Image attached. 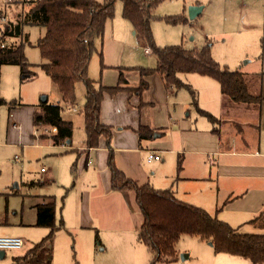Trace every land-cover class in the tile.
Returning a JSON list of instances; mask_svg holds the SVG:
<instances>
[{
	"label": "crops",
	"instance_id": "0c3cea01",
	"mask_svg": "<svg viewBox=\"0 0 264 264\" xmlns=\"http://www.w3.org/2000/svg\"><path fill=\"white\" fill-rule=\"evenodd\" d=\"M188 2L202 5L199 0ZM202 9L203 5L193 19L200 15ZM193 19H189V24ZM244 24L247 29L255 26L254 23ZM125 25L129 27L126 21ZM116 31L118 29L106 22L102 42H97L104 64L99 77L103 86H114L118 80L119 68L128 66L124 65L128 64L124 61V43L120 33L118 32V36ZM229 33L236 35L240 32L238 29L233 32L222 31L221 35L228 37ZM207 34L211 35L208 32ZM207 34L203 33L201 41H198L199 45L207 39ZM193 39L194 37L190 38ZM214 44L212 42V57L219 64L242 72L248 91L264 96V19L259 48L253 52L233 53L232 65L229 60L223 59L224 52L219 55L220 51L215 50ZM142 45L145 54H152L147 46L143 43ZM156 64L157 60L155 66ZM195 74L198 76L193 78V84L185 79L187 76H183L184 73H180L179 77L192 86L197 107L211 113L215 118L214 122L199 113L192 103L190 92L189 98L183 101L184 94L179 92L182 88L167 86L157 71L145 77L148 82L146 88L134 89L138 86L141 76L137 70H130L125 73V78L131 88L113 94L106 93L101 102L100 120L111 127L109 145L104 138H100L97 147L85 150V136L74 145L72 130L71 138L67 141L71 144L70 151L75 154L69 160L74 157L73 162L76 163L71 187H75L76 181L81 179L78 185L80 196L77 202L72 196L69 201L62 203L59 206L60 213L55 200V220L62 218L64 225L57 229L52 237L51 264L55 263L54 239L61 231L70 235L76 229H84L87 231V241H92L94 236L102 250L105 249L102 240L107 238L117 242L116 240L122 239L117 228L123 230L121 234L126 238V251H118V259H128L132 264H145L146 261L149 264L151 254L137 239L142 215L135 201V193L130 190L111 189L109 153L112 154L115 166L127 177L139 184L149 182L155 188L171 187L177 198L203 208L237 230L243 225H259V221L264 223V99L260 103L235 102L223 95L216 79ZM26 105L28 104L23 103L10 112L11 124H15V128L21 125L19 110ZM189 105L193 109L189 108ZM140 125L152 129V136L139 138L137 129ZM21 128L24 129L23 126ZM38 131L39 126L33 129L32 136L38 134L39 137H46ZM149 151H155L160 159L147 161ZM178 157L181 168L177 171ZM42 196L47 195H39V200L32 205L34 212L31 221L25 222L22 219L18 222H8L4 215L8 208L0 211V237H21L24 240L19 249H0V258H4L8 251L22 249L27 240L22 252L12 254L10 260L0 261V264H16L15 260L20 255L49 232L47 226L36 224V204L42 201ZM121 210H125L130 217L133 215L132 226H128L129 220L125 226H116V214ZM69 216H72L73 225H67ZM103 225L107 228L105 239ZM90 230H94V233L90 234ZM178 251L181 252L179 249ZM226 254L229 256H219L218 260L229 262L230 257L236 256ZM189 255L190 253H187L184 259Z\"/></svg>",
	"mask_w": 264,
	"mask_h": 264
},
{
	"label": "trees",
	"instance_id": "16d2710c",
	"mask_svg": "<svg viewBox=\"0 0 264 264\" xmlns=\"http://www.w3.org/2000/svg\"><path fill=\"white\" fill-rule=\"evenodd\" d=\"M1 1V0H0ZM157 0H123L122 15L128 19L141 42L156 56L155 67H120L118 80L114 86H103L94 82L87 75L88 65L93 53L100 57V69L104 67L100 46L105 23L113 16L114 0H22L19 4L17 21L8 17L7 8L0 3V14L8 18L5 25V36L18 42H9L6 48H0V68L3 64H15L21 76L32 78L35 72L32 64L24 55V44L28 35L23 31L26 25H37L44 28V33L37 39L43 62L41 70L50 77L57 86L63 105L72 104L76 100V85L82 81L85 87L81 112L85 130V150L99 145L100 138L109 145L111 127L100 120V107L104 95L113 94L122 89H130L125 73L137 70L141 76L138 86L141 90L147 87L145 77L154 71L161 74L164 82L175 89L184 88L191 93L192 103L199 113L214 122V116L197 107L195 90L181 80L180 73H198L216 79L223 95L235 102L260 103L264 96L254 95L248 91L242 72L221 65L211 55L212 41L206 39L202 45L189 47L180 44L157 46L152 39L149 28L148 12ZM170 23H185L183 15L166 18ZM99 47V49H98ZM7 104L0 97V105ZM9 110L21 106L20 101L9 102ZM32 114L34 126L55 127L56 131L49 137L54 145L67 142L72 135V122L61 116L63 106L60 103H49L47 99L36 105ZM139 138H148L153 130L140 125L137 129ZM76 163H72V173ZM108 168L110 185L113 190H130L135 193V201L142 215L137 230V239L150 252L149 264L175 261L179 257L177 243L182 235H194L207 242L215 253L223 252L247 257L251 264H264V233L239 231L203 208L192 205L176 197L172 188H155L149 182L139 184L119 170L109 153ZM177 171L181 168L177 159ZM38 217L36 224L47 226L49 232L30 249L15 260L16 264H51V240L64 225L63 219L55 220V199L42 196L36 204Z\"/></svg>",
	"mask_w": 264,
	"mask_h": 264
},
{
	"label": "rangeland",
	"instance_id": "374dc122",
	"mask_svg": "<svg viewBox=\"0 0 264 264\" xmlns=\"http://www.w3.org/2000/svg\"><path fill=\"white\" fill-rule=\"evenodd\" d=\"M97 1L103 2L104 0ZM188 1L157 0L150 7L148 12L149 28L153 42L157 46L180 43L187 47L192 44L199 45L200 42L198 41H201L203 33L206 32L207 34L208 32L211 35L207 34V38L215 43V50L220 51L219 55L224 52L225 58L223 59L229 60L231 65L233 53L253 52L259 48L264 19V0H199L203 9L190 24L191 20L187 17V8L191 3ZM12 6L7 8L8 17L17 21L20 17V5L13 4ZM122 11L123 0H114L113 16L106 22L109 26L118 29L116 31L118 36V32L120 33L125 48L124 61L128 63L124 65L149 68L155 66L154 54H145L144 46L132 23L123 17ZM177 15L185 16L187 21L185 23L166 21L167 17ZM125 21L129 27L125 25ZM244 23H254L255 26L252 25L250 29H247ZM202 26L203 29H201ZM235 29H238L240 33L236 35L229 33L230 36L228 37L221 35L222 31L233 32ZM23 31L28 35V41L24 44L23 52L27 61L32 64L31 69L35 75L32 78H27L25 75L21 76L20 69L15 64H3L0 68V97L4 98L7 103L0 105V211L8 208L4 214L8 222H18L22 219L25 222L33 220L32 205L39 200V195L55 197L59 213V206L62 203L69 201L72 196L77 202L80 196L78 185L81 179L76 181L75 187H71L74 157L71 160L69 158L75 156L74 152L69 149L71 144L65 142L54 145L49 135L55 131H52L50 126H39L40 131L38 132L46 137H39L38 134L35 137L32 136L36 126L32 124L31 113L36 109V105L42 101V98L46 97L49 103L62 104L61 116L72 122L74 132L72 142L74 145L79 142L81 137L85 136L81 112L85 95L84 84L82 81L77 82L75 102L63 105L57 86L39 66L43 62V58L36 46V41L44 33V28L37 25H26ZM191 37L194 39L190 40ZM12 41L18 42V39ZM87 75L94 82H100V57L97 52L91 56ZM183 76H187L185 79L193 84V78L198 75L184 73ZM179 92L184 94L183 101L189 98L187 89L182 88ZM12 100L28 104L19 110L18 116L21 124L19 128H15L11 124L10 112L12 109L9 110L8 104ZM191 105L189 108L193 106ZM68 211L67 209L66 212ZM131 217L125 210H121L116 214V226H125L128 220L130 221L128 226H132L134 219ZM258 223L259 225H243L238 230L264 233V223L260 221ZM70 224L73 225L72 216L67 217V225ZM106 230L107 228L104 226L102 230L104 239L107 236ZM128 230L132 231V229ZM122 231V229L117 228V232L120 233L119 236H122V239L116 240L117 242L107 238L102 240L105 244V249L102 250H100L101 245L98 244V239L95 240L94 236L92 241H87V231L84 229H76L70 235L61 231L60 235L54 239V264H132L130 260H119L117 256L118 251H126V238H123ZM93 233L94 230H90V234ZM207 243V241L194 235H182L177 243V248L181 251L179 256L181 253H190L189 257L184 260L179 257L178 261L165 262V264H233L232 262L251 264L249 259L244 256L230 257L231 261L229 262L219 261V256L229 255L223 252L214 253L212 246ZM26 245L27 240L22 249L6 252L5 257L0 258V261L10 260L12 254L22 252ZM155 264L163 263L157 262Z\"/></svg>",
	"mask_w": 264,
	"mask_h": 264
},
{
	"label": "built area",
	"instance_id": "2783aa9c",
	"mask_svg": "<svg viewBox=\"0 0 264 264\" xmlns=\"http://www.w3.org/2000/svg\"><path fill=\"white\" fill-rule=\"evenodd\" d=\"M22 0H1L0 3L6 8L11 7L15 3H20ZM8 22V18L4 14H0V48H6L9 46V42L12 41L8 35L5 36V25ZM147 51V49H146ZM16 127L15 124L12 125ZM52 131H56L55 127H51ZM160 156L155 151H149L147 154V161L158 160ZM43 170V168H41ZM24 240L21 237H0V249H19L23 245Z\"/></svg>",
	"mask_w": 264,
	"mask_h": 264
},
{
	"label": "water",
	"instance_id": "95a60500",
	"mask_svg": "<svg viewBox=\"0 0 264 264\" xmlns=\"http://www.w3.org/2000/svg\"><path fill=\"white\" fill-rule=\"evenodd\" d=\"M202 5H197V4H191L187 8V15L189 19H193L197 13L201 10ZM26 77V76H25ZM46 97L42 98V101H45ZM209 245H211V242H208ZM1 256V254H0ZM180 259L184 260L185 257H187V253H181L180 254Z\"/></svg>",
	"mask_w": 264,
	"mask_h": 264
}]
</instances>
